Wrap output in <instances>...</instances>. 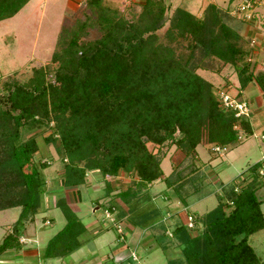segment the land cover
Returning <instances> with one entry per match:
<instances>
[{
	"label": "trees",
	"instance_id": "obj_1",
	"mask_svg": "<svg viewBox=\"0 0 264 264\" xmlns=\"http://www.w3.org/2000/svg\"><path fill=\"white\" fill-rule=\"evenodd\" d=\"M28 1L0 0V22ZM136 1L137 13L102 0H81V18L60 26L49 59L54 69L34 68L25 83H2L0 211L19 212L0 241V255L20 249V229L38 213L47 189L42 175L47 164L33 160L36 135L47 133L43 143L59 158L61 189L77 188L88 174H96L107 199L103 211L118 210L117 220L127 216L140 228L159 220L154 208L145 207L152 205L147 187L157 180L186 206L188 193L181 190L193 185L192 180L185 184L189 175L174 167L176 171L161 179L160 163L170 147L189 161L194 173L197 146L225 147L237 143L239 133L250 135L247 120L224 110L218 90L198 75L228 65L240 89L252 81L248 51L227 24L233 18L213 5L199 16L180 8L168 15L164 0ZM90 32L96 36L90 38ZM208 62L217 65L213 69ZM263 77L255 79L260 88ZM260 167L251 165L239 188L231 187L212 210L194 217L192 233L183 224L175 225L170 238L181 261L167 264H261L247 243L250 235L264 229L262 201L256 197L264 187ZM120 175L129 182L112 195L110 181ZM53 207L65 223L46 242L44 259L68 256L80 247L84 233L65 197Z\"/></svg>",
	"mask_w": 264,
	"mask_h": 264
},
{
	"label": "rangeland",
	"instance_id": "obj_2",
	"mask_svg": "<svg viewBox=\"0 0 264 264\" xmlns=\"http://www.w3.org/2000/svg\"><path fill=\"white\" fill-rule=\"evenodd\" d=\"M102 1L105 5H108L112 8H117L119 10L131 9L135 13H137V11L139 10L138 4L140 2L136 0ZM164 2L172 9L175 7L181 9L184 8L185 5L189 6L191 4L193 5V3L196 5V7L202 5L200 0H164ZM225 6L226 2L225 5H223L222 7L221 5H219L218 8L220 10H224ZM263 7L264 0H262L261 7L258 8V11L261 14L263 13L264 15ZM83 8L84 5L81 0H30L12 18L1 21L0 89L2 83L4 82L16 81V83L19 84L27 82V80L31 76V70L34 68L48 65L49 70L54 69L55 66L50 64L49 59L51 53L55 48V42L60 26L65 21H69L71 23L74 19L81 18V11H83ZM189 11L194 13L193 8H191V10ZM167 14L169 15L170 11H168ZM227 24L230 25L229 20ZM242 24L247 25L246 23ZM247 26H249L251 29L257 30L258 32L263 31L264 16L262 17V27L259 24H248ZM94 36H96V34L94 32H90L89 37L93 38ZM208 63L212 65V67L214 66L213 69L217 65L216 62ZM220 91L222 92L221 89L218 90V92ZM3 94L4 93L0 91V95ZM263 129H256L253 131V134L242 137L234 145L225 146V152L223 154H217L213 157L209 155L212 154L209 149H207L206 151L204 146H197V166L201 169L198 171V168L194 167L197 169H195L194 173L189 172V161L187 159H183L182 154L177 149H175L173 146L168 149V151L166 152L168 155H166V157L160 164V169L163 175L167 176L169 174L171 168L170 161L172 165H175L181 160V162L183 163L180 165L179 162L177 164L179 166L175 167V169L179 168L178 170L179 172H182V176H184L185 173L189 175V179L185 180V184L190 182V180H192L193 182V185H191L190 183L186 184L181 190V194L185 195V193H190L192 191V188L197 189L200 187L198 193L187 200V203L189 204L187 210H182L183 206L179 203L176 196H174L176 199H172L176 208H181V211H179L178 213L181 214L183 219L178 217V219H176L177 223L184 221V224H186L187 218L190 217L186 216L187 214L191 215L192 217L203 216L204 213L212 210L216 206L219 197H224V195L231 187L235 186L237 189L241 186L242 183L240 182L245 177V170H247V168H249L251 164H253L256 160L260 159L259 161H261V159L263 160L264 158V147L261 146L259 140L260 135L264 131ZM46 135L47 133L36 135L35 141L38 146V152L33 155V160L44 162L48 167L42 172L43 178L46 181L47 185V192L45 195H43V200L45 204L47 203V208L49 209L45 212V216L48 219L51 218L52 220L50 222V225L45 227L41 231L42 236L38 240L37 245L32 244L30 247L26 246L31 249H37L39 250V252H41V259L38 261L31 260L30 264H100V261L90 259L89 256H87L85 253L83 255L73 253L72 255L60 260H56L57 258H48L44 260L43 258V250L46 241H48V239L55 235L64 226L65 223L60 211L58 209H55L53 207V204L52 206H50V203H52L53 200V203H55V201H57L62 194L61 189L57 186L59 174L61 173V163L51 145H46L43 143V137ZM147 147L148 149H152L151 145H148ZM246 150L250 153L245 154ZM168 158H170V161ZM184 166H186L187 168L184 169ZM86 181L89 182V185H94V179L91 174L88 175V178L86 177ZM118 181L115 182L116 191H121L122 185L120 183H117ZM99 186L100 187H97V189L96 187L92 189H96V192L94 193L87 191L83 185L79 186L77 189V209L74 206H69L72 211H76L74 212V214L84 227V233L81 236L82 239H91L90 233H88L87 231L85 232V228L87 225L91 224L92 228L100 227L103 224L109 225L108 220L111 219L109 218L107 220L106 218H108V215L106 217V214H104L102 211V207L97 205V208L96 205H94L95 202L91 201V198H96L97 202V199L102 197L103 194L100 191L102 185ZM162 188L163 187L161 185L160 190ZM170 192L166 193L168 194L167 196L172 195V193ZM90 195H92L91 198ZM256 196L259 200L262 201L260 205V211L264 219V187L257 192ZM196 199L201 200L198 201V203H195ZM155 205L156 203H152V205L149 204L148 206L147 203L145 207L150 210L151 208L155 207ZM18 212V208L0 212V238L1 235H3L5 231H7L8 228H10L13 222L16 220ZM106 213H108V210ZM111 213H113V211H111ZM192 217H190L191 220L193 219ZM173 224L172 226H174ZM118 228L119 226L116 227V230ZM167 241L168 239H165L164 243H167ZM247 243L252 248L258 261L261 264H264V229L249 236L247 239ZM148 245H150V243H148ZM92 246L93 244H88L83 247L84 249L82 250L87 251V247L88 249H91ZM7 255H10L9 257H12L13 253H7ZM135 255L137 256V264H164L165 262L160 251L152 253L150 251L144 250L143 247L140 246L139 248H137ZM158 258L160 259V262ZM113 263L114 261H112L111 259H107L104 263L101 264ZM136 263L132 262L129 258L126 262L124 261V263L121 264Z\"/></svg>",
	"mask_w": 264,
	"mask_h": 264
},
{
	"label": "crops",
	"instance_id": "obj_3",
	"mask_svg": "<svg viewBox=\"0 0 264 264\" xmlns=\"http://www.w3.org/2000/svg\"><path fill=\"white\" fill-rule=\"evenodd\" d=\"M200 1L202 3L201 6L196 7V5L193 3V5L192 4L189 6L185 5V7L181 9H183L184 11L188 12L189 14L193 16H198L202 13V11L206 8V6L213 5L217 9H219L218 6L221 5L222 7L223 5H225L226 0H200ZM176 8L177 7L172 9L169 7V11L172 12ZM191 8L194 9V13L189 11L191 10ZM263 11H264V7H263ZM261 16L262 17L264 16L263 13L261 14ZM229 23H230L229 26L237 32L243 44L245 45V48L248 51L246 62L248 63L250 70H251V76L253 78L252 81L248 82L245 85V87L240 89L238 82H237L236 75L233 72V69L229 67L228 65L221 67L215 73L209 72V71H203V70L198 71V75L204 81L212 85L214 89L215 88L218 90L221 89L225 91L227 94H229L230 96L234 97L236 100L243 101L249 106L250 115L246 120H247V128H248L249 134L251 135L253 134L254 130L264 128V80L261 83V88L255 83V79L258 76H261V75L264 76V30L258 32L257 30L251 29L249 26L244 25L241 22H238L233 19L229 20ZM241 135L242 137L245 136L243 133ZM210 146L212 145L204 146L206 151L207 149H209L210 151ZM196 149L197 147L195 148L194 165L196 168H198V171H199L201 168L197 166L198 156H197ZM249 153L250 152H248L247 150L245 151V154H249ZM166 155L168 154L166 153ZM209 155L212 157L215 156L214 154H209ZM168 159L170 161V158ZM259 160L260 159L256 160L253 164H259L261 167L264 168V162H263L264 158L263 160L261 159V161ZM179 162H180V165L183 163L181 162V160ZM177 164L172 165L170 161V165H171L170 172L167 176H164L162 173L161 179L171 175L172 171H174V167H176ZM88 175L86 176L87 178H88ZM91 175L93 176V179H94V185L91 186L89 185V182L86 181L83 186L85 187L87 191L94 193L96 192L97 187H100L99 185H102L100 191L103 194V183L99 181L100 180L99 176H97L96 174H91ZM245 175H246V170H245ZM116 181H118L117 183H120L122 185L121 191L125 189V187L127 186L129 182V180L124 178L122 175H120L119 177H116L115 179H112L110 181V188L113 194L118 192L116 191V186H115ZM199 181H202V180H199ZM161 185L164 189L162 188L160 190ZM57 186L60 188L59 182L57 183ZM94 187H96V189L92 190ZM199 188H197L196 191L192 193L191 192L188 193V197L185 199L186 206L182 207V210L188 209L189 204L187 203V200L191 198L192 196H194L196 193H198ZM77 189L78 187L73 188V189H67V190L61 189L62 194L59 198L65 197V199L67 200L68 206L71 205L76 208V204H78V195H77L78 190ZM222 189H225V188H222ZM159 191H162V192H159ZM167 192L172 193V195L167 196L168 195L166 194ZM147 195L149 196L151 203L153 204L156 203L155 207L153 208L155 210L154 212L158 214L159 216V220L157 221V223L149 227H146V228H140L132 224V222L128 221L127 216H122L120 217V220H117V218L120 216L118 215L119 214L118 210H113V213L108 211L107 213L108 218L106 219L108 220L109 218H111L108 220L109 225L103 224L100 227H93V228L91 224L87 225L85 228L86 229L85 232L87 231L88 233H90L91 239L87 240V239H82L80 237L81 238L80 247L74 252L70 253L68 256L72 255L73 253H78L79 255H83L85 253L87 256H89L90 259L92 260L95 259L96 261H100L101 263H104L105 260L107 259H111L112 261H114L113 264H121V263H124V261L126 262L129 259L128 258L129 254L131 252L135 253L137 248H139L140 246V247H143L144 250L150 251L152 253L156 251L157 252L160 251L165 260L164 264H167L168 261H181L178 247L175 245V241H173V238H170L171 237L170 232L174 228V226L177 224L176 219H178V217L182 218L181 214L178 213L179 211H181V208L177 209L172 200V199H176L174 197L175 194L173 193L171 189H167L161 180H157L147 187ZM91 196L92 195H90V198ZM219 198H222V196H220ZM201 199H196L195 203L196 202L198 203V201H200ZM106 200H107L106 198L101 197L97 199V202H96V198H91V201L95 202L94 205H96L97 208L98 206H101V203H104ZM53 201L52 203H50V206L54 204ZM47 207H48L47 203L45 204L44 200L42 199V205L38 213L31 220L26 221L23 224L22 228L20 229L19 238H18V241L21 245L20 249L16 251H6L3 254H1L0 264H13V263L30 264L31 260L38 261L41 259L40 258L41 252H39V250L37 249H31L29 247L32 244L37 245L38 240L42 236L41 231L45 227L50 225V222L52 219L51 218L48 219L45 216V212L49 210ZM2 211H6V210H2ZM73 212H76V211H73ZM186 216H191V215L187 214ZM194 217L192 218L194 219ZM195 218H199V216H196ZM184 223H185L184 221L180 222V224L185 225ZM172 224L174 226H172ZM117 226L121 228L120 230L122 231L121 232L122 240H119L118 238V233L116 230ZM10 228H8V230L5 231L3 235H1L0 241L5 234L9 233ZM193 229H195V227H193L189 231L192 233ZM165 239H168L167 243H164ZM148 243H150V245H148ZM88 244H93L92 248L88 249L87 247V251L86 250L83 251L82 250L84 249L83 247H85ZM162 245H165V248H162ZM26 246H29V247H26ZM7 253H13V256L9 257L10 255H7ZM60 259H63V258H57L56 260H60ZM159 262H160V259H159Z\"/></svg>",
	"mask_w": 264,
	"mask_h": 264
},
{
	"label": "built area",
	"instance_id": "obj_4",
	"mask_svg": "<svg viewBox=\"0 0 264 264\" xmlns=\"http://www.w3.org/2000/svg\"><path fill=\"white\" fill-rule=\"evenodd\" d=\"M226 6L224 10H226L227 15L231 18L236 19L242 23L248 24H259L262 26V16L258 11V8L262 5V0H226ZM249 61V60H247ZM218 100L220 102L221 107L224 110H230L233 113V117L235 119H247L250 115V108L249 106L243 102L238 101L234 97L230 96L226 92H218L217 93ZM242 138V135L239 133L237 136V141ZM261 146L264 147V131L259 137ZM210 152L214 155L223 154L225 152V147H220L216 145L210 146ZM258 175H264V168L260 167L258 170ZM104 214L107 213L104 211ZM187 229H192V220L190 217L187 218L186 224ZM118 238L122 240L121 237V230L117 229ZM129 258L132 262H137V256L135 253L131 252L129 254ZM137 264V263H136Z\"/></svg>",
	"mask_w": 264,
	"mask_h": 264
}]
</instances>
